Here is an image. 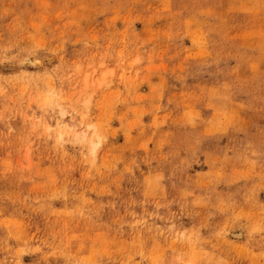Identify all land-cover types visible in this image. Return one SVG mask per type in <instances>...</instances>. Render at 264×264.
<instances>
[{
	"label": "rangeland",
	"instance_id": "1",
	"mask_svg": "<svg viewBox=\"0 0 264 264\" xmlns=\"http://www.w3.org/2000/svg\"><path fill=\"white\" fill-rule=\"evenodd\" d=\"M0 264H264V0H0Z\"/></svg>",
	"mask_w": 264,
	"mask_h": 264
},
{
	"label": "bare ground",
	"instance_id": "2",
	"mask_svg": "<svg viewBox=\"0 0 264 264\" xmlns=\"http://www.w3.org/2000/svg\"><path fill=\"white\" fill-rule=\"evenodd\" d=\"M105 74H106V72L103 74V76H104ZM107 74H108V73H107ZM107 74H106V75H107ZM106 75H105V76H106ZM104 80H105V79L102 78V81H103V82H104ZM89 127H90V125H89ZM92 127H93V126H92ZM86 135H87V134H86ZM93 136L97 137L96 133H93ZM84 137H85V132H83V133H76V134H75V138H77V140H80V139L83 140ZM78 138H79V139H78ZM96 141H97V140H96ZM96 141H95V142H94L93 140L91 141L92 148H94V147L96 146V144L99 143V142H96ZM92 148H91V149H92Z\"/></svg>",
	"mask_w": 264,
	"mask_h": 264
}]
</instances>
